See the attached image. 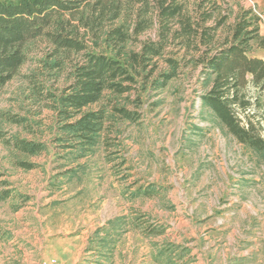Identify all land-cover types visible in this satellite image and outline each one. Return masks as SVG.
<instances>
[{
	"label": "rangeland",
	"instance_id": "374dc122",
	"mask_svg": "<svg viewBox=\"0 0 264 264\" xmlns=\"http://www.w3.org/2000/svg\"><path fill=\"white\" fill-rule=\"evenodd\" d=\"M204 1L184 0L190 11ZM210 1L227 23L239 8L254 9L264 37V0ZM252 45L250 55L264 60ZM25 55L0 89V132L44 152L27 156L0 141V183L27 198L0 201V264H264V153L239 144L201 104V67L143 94L141 120L122 123L111 151L98 144L81 158L58 148L54 113L35 92L58 93L68 65L51 70L44 40ZM261 97L254 110L264 119ZM238 196L256 200V235L234 216Z\"/></svg>",
	"mask_w": 264,
	"mask_h": 264
},
{
	"label": "trees",
	"instance_id": "16d2710c",
	"mask_svg": "<svg viewBox=\"0 0 264 264\" xmlns=\"http://www.w3.org/2000/svg\"><path fill=\"white\" fill-rule=\"evenodd\" d=\"M210 2L190 11L184 0H0V89L24 64L26 46L47 42L51 70L68 65L67 83L58 93L45 95L42 87L35 92L54 113L58 148L82 158L98 144L111 151L122 123L141 120L143 94L164 88L189 67H201V104L239 144L264 153V119L254 110L264 96V60L250 55L252 43L264 50L261 17L239 8L227 23L229 14ZM150 31L153 38L140 39ZM0 141L27 156L44 152L40 143L1 132ZM0 187V201L27 202L6 183Z\"/></svg>",
	"mask_w": 264,
	"mask_h": 264
},
{
	"label": "crops",
	"instance_id": "0c3cea01",
	"mask_svg": "<svg viewBox=\"0 0 264 264\" xmlns=\"http://www.w3.org/2000/svg\"><path fill=\"white\" fill-rule=\"evenodd\" d=\"M252 180L254 181L255 179H252ZM250 185H251V183H250ZM238 200H239L238 211H236L234 213V214H236V215H234L235 218H237L239 221L242 220L241 222L243 223V227H245V230H248L249 233H251L252 235H256V232H255L256 224H257L256 200H254L250 196L247 199H244L243 197L241 198L240 196H238ZM260 226H262V228L264 229V222H262ZM251 241H253V240L252 239L248 240V243L250 244ZM251 246H253V244H251Z\"/></svg>",
	"mask_w": 264,
	"mask_h": 264
},
{
	"label": "built area",
	"instance_id": "2783aa9c",
	"mask_svg": "<svg viewBox=\"0 0 264 264\" xmlns=\"http://www.w3.org/2000/svg\"><path fill=\"white\" fill-rule=\"evenodd\" d=\"M261 17V16H260Z\"/></svg>",
	"mask_w": 264,
	"mask_h": 264
}]
</instances>
